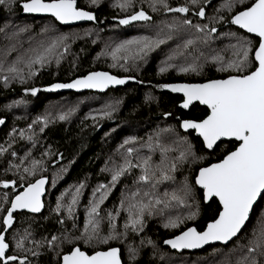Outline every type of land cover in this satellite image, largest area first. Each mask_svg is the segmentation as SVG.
<instances>
[{"label":"snow or ice","instance_id":"1","mask_svg":"<svg viewBox=\"0 0 264 264\" xmlns=\"http://www.w3.org/2000/svg\"><path fill=\"white\" fill-rule=\"evenodd\" d=\"M100 2L88 0L91 7H99ZM139 3L137 7V0H115L111 6L124 15L113 19L118 26L125 27L139 22L153 34L106 44L101 55L111 58L110 67L119 66L127 72L137 61L145 60L161 45L173 41L175 47L162 62L161 74L176 69L185 75L202 76L205 66L210 64L224 75L198 83L155 86L181 93L179 108L192 109L183 118L174 117L184 134L169 125L158 128L146 140L137 136L125 138L116 149L115 158L109 157L101 169L109 179L93 188L85 205L82 230L76 226V210L86 186L84 182L61 192L51 209L62 226L65 216L72 220V230L62 227L58 235L36 240L31 223L24 218L29 213H41L45 207L43 197L49 180L43 173L47 172V167L42 159L32 158L31 152L20 157L18 163L9 159L4 168L5 176L0 178V189H3L0 192V264H37L29 256H41V249L51 254L49 264H139L141 249L145 246L151 247L153 258L163 259L164 254L154 240L140 237L147 219L156 215L164 216L165 229L179 230L163 241L173 250L202 249L218 243L219 247H213L210 253L216 259L208 264H264V0H224L219 7L213 5L211 15H206L205 7L212 4V0H185L178 6H172L169 0H139ZM145 3L153 13L174 15L170 20L164 18L153 23V17L143 7ZM0 7L9 13L19 8L24 14L47 15L61 25L97 22L94 12L80 7L78 0H0ZM190 16L199 20L194 22ZM226 25L234 28L220 31V27ZM29 32L28 26L13 28L5 24L0 27L2 39L6 41L0 48V81L5 88L13 82L28 84L52 64L59 67L69 51L70 36L59 33L54 25L25 36ZM225 38L228 43L222 48L211 47L214 41ZM13 53H16L14 57ZM178 58H183L182 64L174 63ZM130 79L135 77L119 78L107 71H90L70 82L51 83L43 89L26 87L24 93L36 96L41 90L64 89L104 92ZM155 101L150 94L145 97L146 104ZM23 103L22 99L15 100L6 107ZM121 103L119 99L108 103L86 119L90 118L93 126H97L98 119H111ZM200 105L205 106V111L198 116L194 113ZM73 112L74 108L51 119L48 115L37 117L33 124H39L43 132L50 123L65 121ZM163 115L167 118L173 113ZM4 123L5 120L0 119V125ZM32 128V124L28 125L27 134L20 130L19 136L35 145ZM15 133L13 129L9 147ZM192 133L201 141L202 150H208V156L219 154L217 162L206 166L202 163L206 156L198 154L188 139ZM145 149L147 154H144ZM156 153H159L158 162L153 160ZM5 154L17 156L16 151L9 152L8 148L0 146V157ZM41 155L50 157L54 153L47 150ZM185 165L193 166L195 174L191 180L184 176L177 181L176 173ZM65 170L61 168L60 173ZM9 172L12 177L7 176ZM129 177L131 185L123 184L118 204L102 207L117 185ZM55 183L56 176L51 186L55 187ZM164 184L169 187L161 191L160 186ZM201 201L209 207L215 204L217 208L211 221L198 229L187 222L197 220ZM172 208L188 211L165 215L166 210ZM254 209L255 223L249 227ZM105 221L106 228L102 227ZM17 223L19 226L14 228ZM137 237H140L139 244L135 245ZM124 252L127 262L123 259Z\"/></svg>","mask_w":264,"mask_h":264},{"label":"trees","instance_id":"2","mask_svg":"<svg viewBox=\"0 0 264 264\" xmlns=\"http://www.w3.org/2000/svg\"><path fill=\"white\" fill-rule=\"evenodd\" d=\"M185 2V0H183ZM114 0H101L99 7H91L88 4V0H78V5L85 10L93 11L97 16L96 24H86L77 27H64L58 24L52 18H37L34 16H23L22 11L16 8L13 12L9 13L0 7V27H4L5 24L12 21H16V27L34 26L37 28L39 25L47 24L48 26L54 25L59 32L74 36L76 41H72L71 50L68 55H65L64 61L62 60L59 67L52 64V69H44L34 79L30 80L26 85H20L19 83H11L9 87L5 88L2 81H0V119H5L6 124L0 135V146L8 148V151H16V157H9L7 154L0 157V178H4V168L7 166L6 162L11 159L12 162H19V158L23 157L26 152H31V157L34 159H42L47 167V172L43 173L49 179V186L47 195L45 197V210L40 215L27 214L25 220L31 223L34 238L39 240L42 236L50 238L51 235H58L60 230L67 228L69 231L72 230V220L67 219L65 216V224L62 226L57 223V214L51 209L55 207L56 198L65 189H68L71 185H78L80 182L85 183L83 189V196L80 199V204L76 210V226L77 228H83L85 222V205L90 199L93 188L98 183H107L108 174L101 172V169L105 167V163L109 161V157H114V153L118 146L123 140L129 136H137L141 140H146L145 136L150 135L158 128H164L169 125L175 126L177 131L182 135L184 134L181 129L178 128V121L174 118L181 116L187 112L179 108L181 103L180 96H174L166 91V89H159L155 87L162 83H198L203 82L206 78H219L224 75L215 71L212 65H206L204 68V74L197 76L195 74L185 75L179 73L176 69H170L168 72L161 74L159 68L162 62L166 60L167 55L172 48L175 47L171 42L166 45H161L160 48L151 52L148 57L143 61H137L134 66H130L129 71H124L123 68L110 67L107 65V61L97 44L91 43L86 40V32L88 29H94L95 31L103 33L105 30H111L117 28L116 20L114 17H122L118 9L113 8L111 5ZM224 0H212V4L205 7L206 15L213 14V5L219 7ZM181 1H171L172 6H178ZM138 6V5H137ZM145 11L153 17V23H159L161 19H171L174 14H155L147 10L146 6L143 5ZM194 22L198 21L199 18L190 16ZM102 21V23H99ZM15 28V27H14ZM135 28V30L133 29ZM234 26H221L220 31H227ZM100 29H103L100 31ZM39 30V28L37 29ZM79 30H84L82 33H76ZM112 42L118 43L121 40L131 39L140 35H152V31L142 27L139 22L135 26L124 27L123 31H113ZM2 33H0V48L6 43L2 39ZM31 35V34H30ZM228 40H216L211 44V47L222 48ZM109 44V43H108ZM27 47V46H25ZM72 54V55H71ZM16 53H13L14 57ZM70 55V56H69ZM227 57V53H225ZM12 58V57H10ZM176 64H182L183 58H178L174 61ZM90 71H107L119 77H135L136 81L141 83H132L123 88L111 89L105 94L98 93H65V94H52L41 90L36 96L25 95L24 88L26 87H38L45 88L51 83L56 82H69L77 77L86 75ZM152 95L156 98V101L151 104L145 103V97ZM24 100L25 103L12 108L6 107V105L12 104L15 100ZM96 100L95 102L90 100ZM121 100L122 103L119 105L118 110L113 113L111 119L104 118L98 119L96 122L97 126H93V121L86 117L96 114L97 101L100 102H111L115 100ZM68 100L67 102H63ZM62 105L59 107L60 112H67L70 109H75V112L65 121L55 120L44 128V131H40L39 124H33V121L37 117L44 116L48 105ZM31 107V114L26 117L19 119L13 115L12 111H17L16 114L23 116L27 112L28 108ZM205 111L204 107L198 106L196 108L195 115H202ZM171 112L172 116L165 118L163 113ZM42 114V115H41ZM32 115V116H31ZM32 124V131L35 132L36 144L33 145L31 142L21 139L17 132L24 130L27 134L28 125ZM16 129L14 142L9 147L11 132ZM188 139L195 146L198 154L206 156V159L202 162L205 166L211 162H217L219 154L216 156H208L207 150H202L201 141L195 137L192 133ZM50 150L54 155L50 157H43L41 154L44 151ZM222 151V149H221ZM62 154L55 155V154ZM144 154L147 151L144 150ZM159 156V155H158ZM115 158V157H114ZM159 158V157H158ZM158 158L154 161L158 162ZM66 169L60 173V169ZM191 169V170H190ZM138 171V170H135ZM60 173L59 175H56ZM183 173V174H181ZM195 174L193 166L185 165L183 169L176 173L177 181H180L184 176H188L191 180ZM39 175V173H38ZM8 177H12V173H7ZM56 176L55 187H52V179ZM127 183L131 185V177L122 181L121 184L117 185V188L105 201L102 207L111 208L113 204H118V197L120 195V189L123 184ZM169 187L168 184H166ZM164 185L160 186V190L163 191ZM3 189H0L2 192ZM217 205L213 204L209 207L208 204L200 202V215L198 219L187 225L195 224L198 229L206 226L208 222L216 215ZM182 209V208H179ZM167 215V210L165 212ZM256 211L254 209L252 219L249 222V227L255 223ZM34 217V219H32ZM46 217V219H45ZM150 220L146 221V227L144 232L140 234V237L150 238L154 240L160 247V251L164 254L163 258L166 257H178L180 259L188 257L192 259L195 256L208 257L213 259L210 255L213 246L208 249L196 253H177L169 248L165 247L163 241L173 236L174 232H169L163 227L164 216L156 215ZM19 224H14V228L18 227ZM27 226V224H25ZM105 227V224L102 227ZM179 230L175 232L178 234ZM12 229L9 230V233ZM9 239L11 236L6 234ZM135 240V245L139 244V238ZM122 250H123V246ZM41 256L33 258L29 256V259H34L37 264H49L52 259L50 253L43 252ZM123 259L127 262V253H123ZM139 264H165V261L160 259L159 256L152 257L151 247L145 246L141 249V256L139 258Z\"/></svg>","mask_w":264,"mask_h":264},{"label":"rangeland","instance_id":"3","mask_svg":"<svg viewBox=\"0 0 264 264\" xmlns=\"http://www.w3.org/2000/svg\"><path fill=\"white\" fill-rule=\"evenodd\" d=\"M115 1V0H114ZM171 1L172 0H169V2L171 3ZM173 1H181L182 3H184V1L183 0H173ZM182 3H180V4H182ZM137 7H139L140 6V3H139V0H137ZM146 7H147V4L145 3L144 4ZM147 10H149L150 12H151V10L147 7L146 8ZM119 10V9H118ZM120 12V11H119ZM153 13V12H152ZM120 14L121 15H124V13H121L120 12ZM155 14H160V13H155ZM7 25H10V26H12L13 28L14 27H16L17 26V23H16V21H12V20H10V22H8L7 23ZM44 27H48V25L47 24H43V25H39L37 28H34V26H29V28H30V32L29 33H27V34H25V36H27V35H30V34H35V33H38V32H40V30L42 29V28H44ZM124 27L125 26H117V28H115V29H111V30H105L103 33H101V32H98V31H95L94 29H88L87 30V32H91V34L90 35H86V40H88L89 42H91V43H93V40H95V43L94 44H97V46H99L100 48H101V50H103V48L105 49V45L106 44H108V43H112V44H114V42H112V32L113 31H116V32H119V31H123L124 30ZM39 28V30H37ZM57 29V28H56ZM134 30H135V28H133ZM57 31H58V29H57ZM84 30H79V31H77L76 33H80V34H83L82 32H83ZM59 32V31H58ZM59 33H61V32H59ZM63 34V33H62ZM71 39L69 40V44H70V47H69V51H68V53L66 54V55H68L69 53H70V50H71V43L70 42H72V41H76L77 39H75V37L74 36H71L70 37ZM173 45H175V42H173V41H170ZM25 46H27V44L25 43ZM72 55V54H71ZM70 56V55H69ZM104 57L106 58L105 60L107 61V65H111V63H112V61H111V58L110 57H108V56H105L104 55ZM64 61V60H63ZM52 69V66H49V67H47L46 69ZM90 101L89 102H91V101H93V102H95L96 100H92V99H89ZM68 100H65V101H63V102H67ZM108 103H111V102H107V101H104V102H100V101H97V109L98 110H102L103 108H104V106L106 105V104H108ZM64 104H62V105H53V104H50V105H48L47 106V108H46V112H45V114H44V116L45 115H48L49 117H50V119L51 118H53V117H55L58 113H60V111H59V107H61V106H63ZM16 107V106H15ZM13 112V115H15V117H17V118H19V119H22V118H26V117H28L30 114H31V107L30 108H28V110H27V112H25L24 111V115L23 116H19V114H16V112L17 111H12ZM42 115V114H41ZM32 116V115H31ZM11 134H13V131L11 132ZM16 134H19V132H17ZM145 138H147V135L145 136ZM146 150V149H145ZM147 151V150H146ZM159 153H156L154 156H153V160H155L156 158H158L159 156ZM159 159V158H158ZM167 186H166V184H165V187H163V190L166 188ZM91 197V196H90ZM187 211H188V209H186V208H182V209H179V208H172V209H169V210H167V214L169 213V212H171L172 214H186L187 213ZM85 215H86V213H85ZM123 215V214H122ZM151 218H153V217H151ZM85 219H86V217H85ZM198 219V218H197ZM147 220H150L151 221V219H147ZM121 224H122V219L119 221ZM192 222H194V221H188L187 223H192ZM104 224H105V228H106V224H107V222L105 221L104 222ZM104 227V226H103ZM81 230H82V228H81ZM169 232H174V231H176V230H170V229H167ZM161 259V258H160ZM213 259H216L215 257H213ZM213 259H210V258H208V257H198V256H195V257H193L192 259H189L188 257H186V258H182V259H180V258H178V257H166L165 256V258H163L162 260L163 261H165V264H208V262L209 261H212Z\"/></svg>","mask_w":264,"mask_h":264},{"label":"water","instance_id":"4","mask_svg":"<svg viewBox=\"0 0 264 264\" xmlns=\"http://www.w3.org/2000/svg\"><path fill=\"white\" fill-rule=\"evenodd\" d=\"M95 14V13H94ZM168 14H172V13H168ZM22 15L23 16H27V17H29V16H34V17H37V18H52V17H50V16H47V15H40V14H35V15H30V14H24L23 12H22ZM96 15V14H95ZM97 17V16H96ZM52 19H54V18H52ZM57 22V21H56ZM58 24H60L59 22H57ZM97 22H92V21H77V22H74L73 24H69V25H61V26H64V27H77V26H80V25H86V24H96ZM110 73V72H109ZM110 74H112V73H110ZM112 75H114V74H112ZM117 77H119V76H117ZM119 78H125V77H119ZM136 81V79H134V80H128V82L126 83V84H124V85H119V86H115V87H110L109 89H107V90H105L104 92H99V91H97V90H93V89H82V90H79V91H77V90H74V89H64V90H58V91H56V92H49V93H52V94H65V93H75V94H85V93H90V92H93V93H98V94H105V93H107L108 91H110L111 89H118V88H123V87H126L127 85H129V84H132V83H136L135 82ZM70 82V81H69ZM166 91L168 92V93H170V94H172V95H174V96H180V97H182V94L181 93H172V92H170L169 90H167L166 89ZM201 107H204L205 108V106H202V105H200ZM191 109V108H190ZM190 109H188V110H184V111H189ZM5 120V119H4ZM5 124H6V120H5V123L3 124V125H0V135H1V132H2V130H3V128H4V126H5ZM183 131V130H182ZM194 135H195V133H194ZM195 137H196V135H195ZM208 151V150H207ZM49 180V179H48ZM48 186H49V184H48ZM48 186H46V192H45V195H44V197H43V200H44V203H45V197H46V195H47V190H48ZM45 210V207L42 209V211H41V213L43 212ZM41 213H37V214H31V213H29V214H31V215H40ZM10 230V229H9ZM7 234V233H6ZM219 244L217 243V244H215V245H206L204 248H202V249H192V250H188V249H185V250H181V251H177V250H173V249H171L169 246H167V245H164L165 247H167V248H169L170 250H172V251H174V252H177V253H184V252H187V253H196V252H200V251H204V250H206V249H208L209 247H213V246H218Z\"/></svg>","mask_w":264,"mask_h":264}]
</instances>
